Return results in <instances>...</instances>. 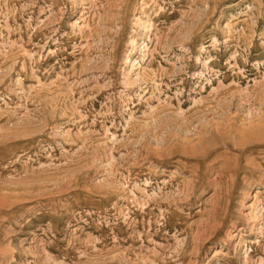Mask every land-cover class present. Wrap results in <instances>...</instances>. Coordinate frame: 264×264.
Here are the masks:
<instances>
[{
    "label": "rangeland",
    "instance_id": "obj_1",
    "mask_svg": "<svg viewBox=\"0 0 264 264\" xmlns=\"http://www.w3.org/2000/svg\"><path fill=\"white\" fill-rule=\"evenodd\" d=\"M0 264H264V0H0Z\"/></svg>",
    "mask_w": 264,
    "mask_h": 264
},
{
    "label": "bare ground",
    "instance_id": "obj_2",
    "mask_svg": "<svg viewBox=\"0 0 264 264\" xmlns=\"http://www.w3.org/2000/svg\"><path fill=\"white\" fill-rule=\"evenodd\" d=\"M252 141H253V140H251V142H252ZM256 141H257V140H256ZM258 141H259V140H258ZM253 142H254V141H253ZM259 142H260V141H259ZM237 143H238V142H237ZM255 143H256V142H255ZM258 146H260V145H258ZM258 146H256V147H258ZM218 254H219V250H216V251H215V256L218 255Z\"/></svg>",
    "mask_w": 264,
    "mask_h": 264
}]
</instances>
